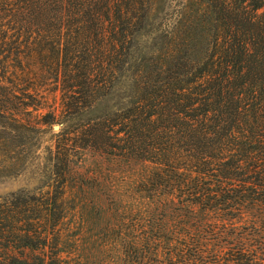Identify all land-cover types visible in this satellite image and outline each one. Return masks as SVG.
<instances>
[{"label": "trees", "instance_id": "1", "mask_svg": "<svg viewBox=\"0 0 264 264\" xmlns=\"http://www.w3.org/2000/svg\"><path fill=\"white\" fill-rule=\"evenodd\" d=\"M150 8V0H0V143L43 133L38 126L49 121L16 114L44 107L50 84L61 115L107 94L132 37L149 32ZM157 30L158 47L127 73L130 106L88 122L82 151L101 162H149L138 182L152 203L203 212L249 206L263 219L264 0H178ZM67 142L56 141L52 192L0 201V264H68L62 257L74 238L63 226L73 187L98 189L99 209L114 201L113 179L79 171Z\"/></svg>", "mask_w": 264, "mask_h": 264}, {"label": "rangeland", "instance_id": "2", "mask_svg": "<svg viewBox=\"0 0 264 264\" xmlns=\"http://www.w3.org/2000/svg\"><path fill=\"white\" fill-rule=\"evenodd\" d=\"M150 1L149 32L132 37L130 48L124 50L129 57L122 56L117 63L123 69L113 72L116 74L107 94L97 96L89 108L79 109L77 114L61 115L59 89L50 84L45 91L40 90L48 96L44 107L17 111V119L22 121L49 122L38 126L43 133H24L21 139L10 137L0 143V201L52 192L57 187L56 141L68 139L69 154L74 155L79 171L109 175L116 193L113 202L99 209L93 204L100 194L98 189L89 186L80 193L76 185L73 187L63 226L64 235L74 238L71 254L62 257L68 264H264V218L254 209L203 212L199 206L184 209L182 203L170 207L162 201L152 203L143 192L147 186L138 182L149 162L136 157L101 162L93 150L82 151L86 146L80 131L88 122L114 117L130 106L134 85L127 73H134L141 60L150 58L160 43L158 22L178 5V0ZM126 59L128 63H122ZM48 113L52 118L43 119Z\"/></svg>", "mask_w": 264, "mask_h": 264}]
</instances>
